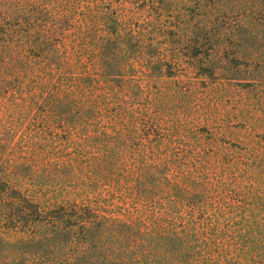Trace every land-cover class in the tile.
I'll list each match as a JSON object with an SVG mask.
<instances>
[{"label": "rangeland", "instance_id": "rangeland-1", "mask_svg": "<svg viewBox=\"0 0 264 264\" xmlns=\"http://www.w3.org/2000/svg\"><path fill=\"white\" fill-rule=\"evenodd\" d=\"M172 4L168 13L162 16L164 25L170 26L166 36H141L140 40L151 39L156 46L153 56L136 52L126 58L129 78L125 87L122 88L121 80L112 84L97 81L93 88L86 90L94 113L78 128L59 122L46 132L45 125L33 115L19 117L23 121L21 124L11 123L12 115L3 105L20 101L24 94L10 89L0 94V127L5 125L14 135L8 149L16 158L12 163L18 165L30 160L27 141L30 131L39 133L37 137L48 134L45 136L49 139L75 140L90 146L89 151L82 152L74 149L70 141L65 144L66 152L58 149V153L51 156L50 161L56 160L53 157H61L64 164L74 165V175L68 174L62 179L49 174L55 178L50 182L44 178L49 168L43 172L39 166L36 179H44L42 182L51 187L44 193H36L29 187L28 195L45 211L78 203L77 193L84 191V183L90 180H98L102 188L116 191L115 201L121 203L119 197L137 196L138 181L141 189L157 195L168 191L164 187L167 179L184 184L188 173L200 177L208 191L218 179L227 177L233 185L229 191L223 192L222 196H206L204 204H197L194 212H190L200 223L202 212H209L211 207L227 211L231 204L243 206L247 192L255 196L264 188V14L259 8L264 5V0H173ZM31 5L41 6L51 15V21H55V17H68L63 31L51 30L50 44L68 66L77 72L93 74V62L81 46V34L89 27L86 19L91 10L109 12L118 23L112 32L117 28L124 35L131 31L139 34L142 23L150 14L156 15L153 7L144 8L140 0H104L103 3L100 0H0L1 45L16 46L20 38L13 30H27L22 16L11 13L23 7L34 11ZM207 18L211 19V40L204 41L200 47L185 45L182 48L172 44L177 39L176 26L181 21L208 23ZM100 31L103 28H98L97 34L103 33ZM19 53L40 69L48 62L40 49L27 47ZM96 143L108 144L105 146L108 149ZM46 149L52 152L50 148ZM112 149L114 159H109L104 151ZM143 159L148 167L144 174H139ZM100 164L103 169L112 166L114 174L99 170ZM235 186L239 192L235 191ZM185 189L186 193L193 192L191 188L188 191L187 185ZM159 197H165V201L169 198L165 194ZM186 197L188 200V194ZM194 202L191 199L188 206H193ZM126 203L131 205L130 201ZM250 203L264 226V196L262 205L256 204L254 199ZM202 206L204 210L199 211ZM138 209L144 217L153 214L151 204H138ZM130 211L133 210L130 208ZM183 213L187 215L186 209ZM103 216L129 223L134 215L119 206L108 208ZM188 219L186 216L185 222ZM180 225L175 229L181 231ZM22 237L14 231L4 235L10 243ZM97 246L100 245L89 243L86 248L95 254ZM1 248V260H12L16 252ZM24 248L27 255L23 258L29 261L34 258L38 262L53 263L70 257L60 245L49 241ZM78 249L84 251L85 247ZM105 249L109 254L110 245ZM166 250L161 245H143L136 241L127 246L125 261L127 264H177L173 254H167ZM39 252V256L32 257L31 254ZM229 259L237 264L234 254ZM218 263L228 264L220 258Z\"/></svg>", "mask_w": 264, "mask_h": 264}, {"label": "trees", "instance_id": "trees-1", "mask_svg": "<svg viewBox=\"0 0 264 264\" xmlns=\"http://www.w3.org/2000/svg\"><path fill=\"white\" fill-rule=\"evenodd\" d=\"M100 1L103 3L104 0ZM140 2L144 8L153 7L151 9L156 15L150 14V17L142 23V32L139 34L131 31L129 35H124L125 33L122 34L117 28L112 32L118 23L109 12L102 9L90 11L86 19L90 23V28L88 27L81 34V46L90 55L94 74L77 72L68 66L50 44L51 30L63 31L62 27L68 20L67 16L59 19L55 17V21L52 22L51 15L41 6L31 5L35 8L34 11L24 7L20 11L15 9L11 15L22 16L27 31L21 32L18 28L13 30V33L20 38L16 46L0 44V94L8 89L24 94L20 101L3 105L6 106V112L12 115L11 123L21 124L23 122L21 117L33 115L45 125L46 132L59 122H64L74 129L81 126L84 119L87 123V119L94 113V108L88 101L86 90L93 88L97 81L112 84L116 80H121L124 88L129 78L126 71V58L129 54L137 52L152 57L156 47L151 39L140 40L141 36L152 38L159 35L164 38L169 31L170 26L164 25L162 16L171 9L173 0H140ZM259 8L264 14V5ZM205 21L208 23L181 21L176 26L178 36L172 44L175 43L182 48L185 45L200 47L204 41L211 40L209 24L211 19L207 18ZM168 23L172 24V22ZM2 24L0 20V28ZM98 28H103V31H100L103 32L101 35L96 32ZM27 47L44 52L48 57L44 68H37L20 55L21 49ZM78 112L81 114L78 115ZM37 135L32 131L28 133L30 160L17 165L15 162L12 163L16 158L8 152L14 137L12 129L5 125L0 127V225H2L0 226V264H127L125 251L130 243L136 241H140L143 245L166 247V253H172L177 264H221L218 263L219 258L225 259L228 264H233L229 259L232 254L236 256L237 264H264V226L250 203L254 199L256 204L262 205L264 188L259 189L255 196L247 192L243 206L231 204L227 211L220 207H211L209 212H202L200 223H197L190 212H194L197 204H204L206 196H222L223 192L229 191L233 185L228 182L227 177L213 183L211 191L206 189L207 185L200 177L192 173L185 175L184 184L170 182L167 179L164 187L168 188V191L161 192L162 195L169 197L167 201L165 197L163 199L159 197L161 194L156 195L141 189L138 181L137 196L133 197L130 194L128 197L130 200L119 197L121 203L115 201L116 191L102 188L98 180H90L84 183V191L77 193L80 198L78 203H67L45 211L28 195L29 187H32L36 193L42 191L44 193V190L51 187L46 182H42L44 179H36L39 166H42L43 172L49 168L44 178L50 182H54L55 178L49 174L62 179L68 174L74 175V165L64 164L60 161L61 157H53L56 160L50 161L51 156H55L58 149L66 152L68 148L65 144L70 141L74 149L82 152L89 151L90 146H84L75 140L62 142L59 138L49 139L45 136L48 134H44L43 137ZM96 144L108 146V144ZM46 148H50L52 152H48ZM113 151V149L107 150L104 154L109 159H114L111 156ZM146 163L145 159L141 161L139 174H144L148 167ZM103 168L100 164L99 170L114 174L112 166ZM186 185L193 190L192 193H186ZM189 189L188 191H191ZM235 191L239 192L236 186ZM171 194L172 197L169 196ZM191 199L195 200V204L188 206ZM127 200L131 205L126 203L129 202ZM143 203L152 205L153 214L144 217L138 209V204ZM119 206L126 208L127 213H133L131 222L103 216L108 208L114 209ZM203 208L202 206L198 209L203 211ZM185 209L187 215L183 213ZM186 216L189 217L187 222H185ZM178 224H181V231L175 229ZM10 231L21 233L23 237L15 243H10L4 239V235H8ZM45 241L60 245L65 250V254H70L69 259L42 263L34 258L31 261L23 258L27 255L24 251L27 249L24 247ZM89 243L100 245L97 246V253H90L92 251L86 248ZM107 245H110L109 254H106ZM1 246L3 249L16 252L12 260L8 262L1 260ZM82 246L85 247L84 251L78 249ZM215 254L218 259L215 258ZM31 255L37 257L40 252ZM243 256L245 259L242 258Z\"/></svg>", "mask_w": 264, "mask_h": 264}]
</instances>
